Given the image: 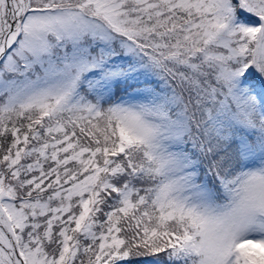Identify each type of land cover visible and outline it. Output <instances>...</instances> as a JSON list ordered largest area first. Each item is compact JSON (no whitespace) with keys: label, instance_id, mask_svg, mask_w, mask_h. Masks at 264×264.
I'll return each mask as SVG.
<instances>
[{"label":"snow or ice","instance_id":"snow-or-ice-1","mask_svg":"<svg viewBox=\"0 0 264 264\" xmlns=\"http://www.w3.org/2000/svg\"><path fill=\"white\" fill-rule=\"evenodd\" d=\"M0 264H264V0H0Z\"/></svg>","mask_w":264,"mask_h":264}]
</instances>
